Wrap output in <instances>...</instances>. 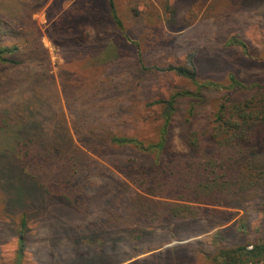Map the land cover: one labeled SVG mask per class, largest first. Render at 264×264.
<instances>
[{"label": "rangeland", "instance_id": "obj_1", "mask_svg": "<svg viewBox=\"0 0 264 264\" xmlns=\"http://www.w3.org/2000/svg\"><path fill=\"white\" fill-rule=\"evenodd\" d=\"M1 1L4 8L16 14L19 8L24 9L27 0ZM88 1L95 11L107 15L106 0ZM113 1L131 41L114 29L103 39H97L94 32L87 36L82 28L72 34L51 31L50 6L68 9L84 5V0H48L42 10L33 14L44 33L42 40L50 51L53 73L57 76L60 69H67L79 79L77 101L69 104L72 115L81 108L101 116L108 115L114 107L134 106L142 113L140 123H131V130L135 128L143 138H155L159 110L145 105L180 90L196 89L189 80L155 67L186 65L190 56L196 58L199 82L214 81L217 85L202 89L203 97L195 101L201 103L190 120L183 114L191 101H180L182 110L175 118L171 144L183 146V137L191 128H201L211 119L223 102L231 74L245 83L246 89L250 88L239 92L236 98L263 92L256 85L264 86V0ZM64 18L65 22L74 19ZM49 34L57 38L60 49L52 44ZM233 38L247 44L251 58L239 46L230 44ZM138 58L147 69L140 67ZM96 86L100 87L98 91ZM54 105H48L47 110L62 106L69 121L66 103ZM125 121L129 120L113 119L111 123L118 126ZM110 168L112 174L123 178ZM106 179L92 175L85 187L98 195L106 191ZM124 181L130 192H139L134 184ZM29 187L20 193L22 200L33 208L23 230L21 264H240L246 261L245 256L230 259L221 251L232 252L242 245L251 248L253 243L264 240V198L257 197L253 190L234 204L215 207L224 210L222 213L203 214L201 208L205 205L174 200L184 205L172 206L174 216L168 219L165 215L130 210L127 201L112 199L108 193L83 212L59 199L38 198ZM12 196L11 202L20 201ZM6 203L0 190V264H17L24 210L20 203ZM106 206L112 209L111 213ZM188 239L192 240L164 248L175 240ZM259 264H264V260Z\"/></svg>", "mask_w": 264, "mask_h": 264}, {"label": "trees", "instance_id": "obj_2", "mask_svg": "<svg viewBox=\"0 0 264 264\" xmlns=\"http://www.w3.org/2000/svg\"><path fill=\"white\" fill-rule=\"evenodd\" d=\"M87 1L68 9L50 6L51 31L72 34L82 28L87 36L94 32L97 39H103L114 29L131 41L113 0H106L107 15L95 11ZM47 2L27 0L24 9L19 8L15 14L4 8L0 0V105H4L0 108V190L8 206L20 203L24 210L17 264H21L25 246L26 219L33 211L20 196L24 187L30 186L31 193L38 198L59 199L83 212L108 193L112 199L127 201L130 210L165 215L168 219L174 216L172 206L184 205L175 201L205 205L201 213L208 214L224 212L215 207L234 204L249 190L264 198V86L256 85L263 92L236 98L239 92L250 88L246 89L245 83L231 74L218 110L203 127L187 132L183 146L171 144L175 118L182 110L180 101H191L183 114L190 120L201 103L195 101L203 97L202 89L217 85L214 81L199 82L195 56H190L186 65L155 67L196 85L195 90H180L145 105L159 110L155 138H143L135 128L131 130V123L141 121L142 110L134 106L114 107L108 115L101 116L95 111L73 109L72 115L69 104L77 101L79 79L67 69H60L57 76L53 73L51 54L42 40L44 33L33 18ZM65 16L74 19L65 22ZM49 37L60 49L57 38L50 34ZM230 44L239 46L251 58L243 40L233 38ZM137 63L147 69L141 58ZM62 101L68 108L69 121L62 106L47 110L48 105ZM121 118L129 121L113 126L111 121ZM101 160L123 178L112 174ZM92 175L107 177L106 191L98 195L89 193L85 186ZM123 179L138 187L139 192H130ZM127 192L131 194L126 196ZM10 196L19 197L20 201L11 202ZM160 198L172 202H162ZM221 255L238 260L245 256L246 261L240 264H259L264 260V240L253 243L251 248L242 245L232 252L222 250Z\"/></svg>", "mask_w": 264, "mask_h": 264}, {"label": "water", "instance_id": "obj_3", "mask_svg": "<svg viewBox=\"0 0 264 264\" xmlns=\"http://www.w3.org/2000/svg\"><path fill=\"white\" fill-rule=\"evenodd\" d=\"M192 239H197V237H194ZM192 239H188V240H175L172 243L165 245L164 248H167L169 246L176 245V244H184V243H187L189 240H192Z\"/></svg>", "mask_w": 264, "mask_h": 264}]
</instances>
